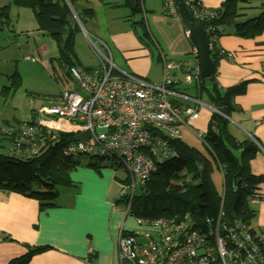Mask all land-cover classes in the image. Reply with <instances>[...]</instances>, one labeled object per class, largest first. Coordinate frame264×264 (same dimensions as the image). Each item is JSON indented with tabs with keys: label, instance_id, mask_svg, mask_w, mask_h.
I'll list each match as a JSON object with an SVG mask.
<instances>
[{
	"label": "built area",
	"instance_id": "obj_1",
	"mask_svg": "<svg viewBox=\"0 0 264 264\" xmlns=\"http://www.w3.org/2000/svg\"><path fill=\"white\" fill-rule=\"evenodd\" d=\"M163 1L167 12L176 14L173 0ZM220 31L219 26L204 31L208 52L217 49L219 57L231 58L230 53L217 48ZM184 33L190 39L187 29ZM94 41L91 44L97 67L90 71L78 66L66 69L77 90L41 99L33 110V121L24 122L15 132L11 154L22 159L37 156L39 149L33 142L42 128L74 135L87 132L86 141H72L63 153L108 160L123 169L125 179L120 184L119 198H129L122 206L126 218L131 215L130 200L135 189L148 181L157 165L175 157L172 142L181 140V127L197 120L202 110L218 111L197 93L190 95L176 89L180 83L192 86L194 91L199 88L200 69L193 44L184 61L163 62L162 79L154 83L119 69L106 46ZM25 59L35 62L31 57ZM170 70L179 76L170 74ZM195 135L201 139L203 134L196 131ZM221 216L219 210L216 220L207 221L203 230L194 228L187 218L133 217L136 225L156 229L157 235L139 230L124 233L120 229L118 264H264V232L243 223L221 224Z\"/></svg>",
	"mask_w": 264,
	"mask_h": 264
},
{
	"label": "crops",
	"instance_id": "obj_2",
	"mask_svg": "<svg viewBox=\"0 0 264 264\" xmlns=\"http://www.w3.org/2000/svg\"><path fill=\"white\" fill-rule=\"evenodd\" d=\"M222 1L199 0L205 9H216ZM163 5V0H144L147 37L143 38L142 32L132 26L139 21L138 15L132 16L122 6V0H82L75 9L79 13L92 10V17L86 18L87 33L99 40L100 46H106L119 69L159 83L163 62L184 61L192 47L184 33L186 25ZM249 9H242L241 14ZM217 48L231 54V58L220 56L217 60L213 74L217 88L225 90L247 82L244 92L232 100L234 110L228 131L238 142H254L258 151L249 162L250 172L264 178V30L249 38L229 31L219 35ZM169 73L177 74L174 70ZM204 84L210 89L212 82L206 80ZM176 89L196 95L192 86L183 83ZM202 98L207 101L205 95ZM210 115L202 110L199 118L190 123L204 117L207 124ZM188 127H181L183 142V135L197 138L189 124ZM196 149L204 153L203 144ZM86 162L81 161L82 165L69 172L70 185L60 187L54 207L41 210L34 199L0 191V264H8L32 248L43 250L34 254L28 264H118L119 231L129 232L123 226L122 206L114 204L122 178L114 166L95 171L86 167ZM255 193L250 202L255 213L250 227L264 232V180Z\"/></svg>",
	"mask_w": 264,
	"mask_h": 264
},
{
	"label": "trees",
	"instance_id": "obj_3",
	"mask_svg": "<svg viewBox=\"0 0 264 264\" xmlns=\"http://www.w3.org/2000/svg\"><path fill=\"white\" fill-rule=\"evenodd\" d=\"M9 1L16 7L31 9L37 30L55 42L58 56L53 61L64 69L66 77L70 78L66 69L71 66L81 67L85 71L94 69L82 67L74 51V36L80 28L72 12L74 11L81 25V15L89 19L93 14L91 9H85L81 13L76 11V4L82 0ZM173 2L176 16L184 25L195 22L200 24L204 31L209 27L219 26L221 28L219 35L230 31L244 38L254 37L264 30V0L259 4L260 12L257 16L243 20H240L243 16L241 10L246 8L251 0H223L216 9H205L199 0H173ZM143 3L144 0H122V6L132 16L141 15L138 22L132 23V26L140 27L143 35L140 38L147 37L143 20L147 12ZM8 9L9 6L0 9L1 26L9 23ZM163 9H165L164 5ZM217 52L215 49L209 54L214 67L219 58ZM7 78L8 84L0 87V94L6 98L12 97L21 86V78L17 73ZM206 80L212 82L210 89L204 84ZM214 81V75L201 79L199 88L194 91L200 98L205 95L207 102L218 111L211 113L206 130L202 132L204 153L182 140L173 141L175 157L157 165L148 181L138 187V193L134 192L130 200V216L176 221L187 218L194 228L203 230L207 226V221L216 220L221 210V224L233 226L243 223L250 227V221L255 214L250 208V202L255 198L258 185L264 180L261 176L253 175L249 168V162L258 149L251 140L238 142L231 136L227 119L234 110L233 98L244 92L247 82L220 90ZM32 114L29 122L34 119V113ZM23 123H19L14 129L16 133ZM11 132L7 130L3 136L10 145L15 134ZM73 137L72 132L42 128L36 133L33 142L39 149L37 156L22 159L11 154L12 146L7 154L0 152V191L34 199L39 203L41 210L54 207L58 197L57 187L69 186V172L82 165L78 157L65 156L63 153L64 148L73 141ZM104 161L89 159L85 166L98 171L106 166ZM112 166L116 168L115 165ZM214 168H217L222 175L221 195L212 182L211 175ZM128 201L129 198L121 197L114 204L116 207L125 206ZM42 250V248H32L21 257L10 260L8 264H28L31 257Z\"/></svg>",
	"mask_w": 264,
	"mask_h": 264
},
{
	"label": "rangeland",
	"instance_id": "obj_4",
	"mask_svg": "<svg viewBox=\"0 0 264 264\" xmlns=\"http://www.w3.org/2000/svg\"><path fill=\"white\" fill-rule=\"evenodd\" d=\"M260 2V0H251L249 6H246V9L249 7L250 9L244 11V15L240 19L244 16V19L257 16L260 12L258 9ZM3 6H9V23L6 26L0 24V87L7 85V77L14 73H17L21 78V86L12 97L8 96L6 98L0 94V145L2 146L0 152L7 154L11 145L3 137L5 131L16 132L14 129L19 123L31 120L32 110L39 106L41 99L51 98L64 90L75 91L77 86L71 78L66 77L64 69L53 61L58 56L57 46L49 36L37 30L31 9L16 7L9 0H0V9ZM140 18L138 15L136 20ZM80 19L82 20V26L80 28L78 25L79 32L74 36V51L82 64L96 68L97 59L91 44L95 41L91 38L87 29V19L83 18V15L80 16ZM137 28L141 32L140 27ZM26 57L34 58L35 62L26 60ZM202 100L206 101L205 98H202ZM30 101L33 103L30 104ZM228 120L231 122V117ZM189 124L194 132L197 130L205 132L206 130L204 117ZM183 139L189 146L202 148V139H198L192 134L187 137L183 135ZM78 158L81 161L89 160L86 155L78 156ZM104 164L112 167L111 162L108 160H105ZM116 171L122 180L125 179V172L122 168L116 166ZM188 176H191V174H188ZM211 178L216 191L221 195L222 178L217 168L213 169ZM61 190L62 188L57 187V191ZM135 192L138 193V188L135 189ZM123 226L127 231L139 230L148 232L151 236L157 235L156 229L136 225L135 219L130 215L124 218Z\"/></svg>",
	"mask_w": 264,
	"mask_h": 264
},
{
	"label": "water",
	"instance_id": "obj_5",
	"mask_svg": "<svg viewBox=\"0 0 264 264\" xmlns=\"http://www.w3.org/2000/svg\"><path fill=\"white\" fill-rule=\"evenodd\" d=\"M72 13L77 25H79L81 28L80 21L76 17L74 11ZM186 28L189 32L191 42L196 47L197 50L200 77L203 79L212 77L215 71V67H214V63L209 57V52L207 49L206 38L203 28L201 27L200 24L195 22L187 23ZM87 138H88V133L82 132L77 135H74L73 141H86Z\"/></svg>",
	"mask_w": 264,
	"mask_h": 264
},
{
	"label": "clouds",
	"instance_id": "obj_6",
	"mask_svg": "<svg viewBox=\"0 0 264 264\" xmlns=\"http://www.w3.org/2000/svg\"><path fill=\"white\" fill-rule=\"evenodd\" d=\"M81 24V23H80ZM82 26V25H81Z\"/></svg>",
	"mask_w": 264,
	"mask_h": 264
}]
</instances>
